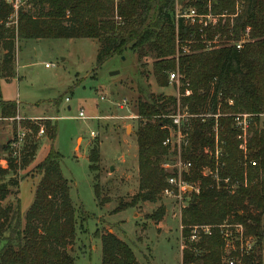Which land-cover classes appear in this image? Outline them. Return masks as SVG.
Masks as SVG:
<instances>
[{"label": "trees", "instance_id": "obj_1", "mask_svg": "<svg viewBox=\"0 0 264 264\" xmlns=\"http://www.w3.org/2000/svg\"><path fill=\"white\" fill-rule=\"evenodd\" d=\"M177 0H30L19 11L16 26H7L10 7L0 0V79L12 77L15 42L27 39H95L96 65L131 50L137 62L151 61V74L158 87L168 86V75H179V95L147 94L136 103L138 190L130 201L119 200L114 212L140 202L156 203L166 186L163 164L176 151L162 142L175 128L170 116L188 114L187 145L180 159L190 163L183 180L195 185L181 212L185 239L181 264H225L221 225H240L253 241L252 250L240 256L241 264H261L264 251V0H180L181 10L193 9L201 22L175 17ZM206 16L215 18L212 23ZM237 45L239 47H237ZM186 49V51H184ZM142 64V63H141ZM188 91L189 94L185 95ZM246 115L245 130L235 116ZM17 116L16 101L0 99V118ZM24 138L18 147L17 133L0 146V202L16 186L17 175L36 153L34 136L40 127L53 141L55 122L21 121ZM62 156L51 146L35 166L40 179L24 220L19 200L0 206V264H74L76 209L69 185L62 176ZM99 150L92 145L88 168L99 206ZM255 162L252 166L250 162ZM175 175V172H173ZM80 220L86 215L79 209ZM165 215L160 206L148 219L159 222ZM207 225L210 235L188 242L190 227ZM101 264H140L132 248L106 229L97 230Z\"/></svg>", "mask_w": 264, "mask_h": 264}, {"label": "rangeland", "instance_id": "obj_2", "mask_svg": "<svg viewBox=\"0 0 264 264\" xmlns=\"http://www.w3.org/2000/svg\"><path fill=\"white\" fill-rule=\"evenodd\" d=\"M176 6L181 9L180 0ZM97 49V40L84 38L15 42L12 77L0 79V99L16 101L17 116L15 120L0 118V146L12 138L14 131H25L20 124L25 120L49 119L55 122L56 135L53 141L45 134L34 136V158L17 175L2 179L16 180L17 185L9 188L0 206L14 205L19 200L24 220L40 179L35 166L52 146L62 156L61 173L76 209L75 243L71 249L74 264H101V244L95 233L102 229L112 230L124 240L140 264H181V244L185 243L180 222L182 204L160 194L156 203L140 202L132 208L113 211L119 200L130 201L138 190L134 135L137 99L147 94L178 96L180 82L168 80L167 87H158L151 74V61L137 62L129 49L97 66ZM1 60L2 53L0 63ZM123 98L127 103L118 108L116 103ZM79 112L86 118L76 119ZM263 125L264 114L260 116V126ZM92 145L98 147L100 155L101 195L109 198L103 206L95 199L93 173L88 168ZM0 157L5 154L0 152ZM178 160L176 156L166 161L169 166L165 171L182 168ZM160 206L165 208L163 218L159 222L148 219ZM79 209L86 215L84 221L80 220Z\"/></svg>", "mask_w": 264, "mask_h": 264}, {"label": "built area", "instance_id": "obj_3", "mask_svg": "<svg viewBox=\"0 0 264 264\" xmlns=\"http://www.w3.org/2000/svg\"><path fill=\"white\" fill-rule=\"evenodd\" d=\"M5 4H7L10 9L11 13L7 18V26H16L18 22V13L19 11L26 10L30 5V0H2ZM175 17H181L185 21L190 20V22H194V19H198L199 22L202 20V16H199L195 13L193 9H184L179 10L177 6L175 7ZM209 21L215 23V18H211L210 16H206ZM237 47H239L237 45ZM186 51V49H184ZM45 67H48L46 64ZM168 80L173 81L176 80L179 82V75L177 72H171L168 75ZM189 92L186 91L185 95H188ZM127 101L125 98L121 99L119 102L116 103L118 108H122L126 105ZM136 117V116H134ZM187 117L188 114L186 111H180L177 108V111L170 116L172 119L175 128L170 132V135L162 142L164 146L170 147V150H175L177 156H180L181 147L187 145V132L184 130L187 125ZM76 119H84L86 118L82 112H79L78 116L75 117ZM235 121L238 126H241L242 130H245L247 125L246 122V115H237L235 116ZM185 127V128H184ZM38 134H44L43 127H40ZM25 134L24 132L18 133L17 138L18 142L14 144V147H18V144L21 143ZM179 163L182 164V168L179 170L173 171L170 175L166 178V186L162 190L161 194L170 199H174L176 202H179L181 208L186 207L189 200L190 193H198V188L195 185L183 180L182 172H185L189 169L190 163L183 162L179 157ZM250 164L255 166V162L251 161ZM168 164L164 163L163 168H168ZM220 235L223 240V250L226 256L225 264H241L240 260L237 257L231 256L232 252L238 251L240 252V256L243 254H248L249 251L252 250L253 247V240L250 236H246L244 234V230L240 225H221L219 226ZM211 230L210 227L207 225H195L190 227L189 235L187 237L188 242H198L201 238V235H210ZM185 243L181 244V249L185 248ZM189 264H197V263H189Z\"/></svg>", "mask_w": 264, "mask_h": 264}, {"label": "crops", "instance_id": "obj_4", "mask_svg": "<svg viewBox=\"0 0 264 264\" xmlns=\"http://www.w3.org/2000/svg\"><path fill=\"white\" fill-rule=\"evenodd\" d=\"M135 213H133V215H134ZM264 216V215H263ZM108 232H112V230H109V229H106Z\"/></svg>", "mask_w": 264, "mask_h": 264}, {"label": "water", "instance_id": "obj_5", "mask_svg": "<svg viewBox=\"0 0 264 264\" xmlns=\"http://www.w3.org/2000/svg\"><path fill=\"white\" fill-rule=\"evenodd\" d=\"M117 72H114V73H112V74H116Z\"/></svg>", "mask_w": 264, "mask_h": 264}]
</instances>
